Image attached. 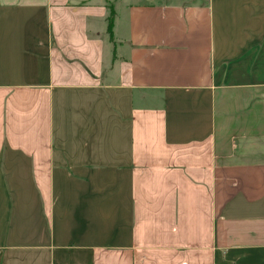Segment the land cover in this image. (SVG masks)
<instances>
[{
	"label": "crops",
	"instance_id": "obj_1",
	"mask_svg": "<svg viewBox=\"0 0 264 264\" xmlns=\"http://www.w3.org/2000/svg\"><path fill=\"white\" fill-rule=\"evenodd\" d=\"M0 264H264V0H0Z\"/></svg>",
	"mask_w": 264,
	"mask_h": 264
},
{
	"label": "trees",
	"instance_id": "obj_2",
	"mask_svg": "<svg viewBox=\"0 0 264 264\" xmlns=\"http://www.w3.org/2000/svg\"><path fill=\"white\" fill-rule=\"evenodd\" d=\"M112 18H113V13L111 14V17L108 20V33L111 36V28H112Z\"/></svg>",
	"mask_w": 264,
	"mask_h": 264
},
{
	"label": "rangeland",
	"instance_id": "obj_3",
	"mask_svg": "<svg viewBox=\"0 0 264 264\" xmlns=\"http://www.w3.org/2000/svg\"><path fill=\"white\" fill-rule=\"evenodd\" d=\"M185 1H188V2H190V3H191V2H192V1H194V0H185ZM185 3H186V2H185Z\"/></svg>",
	"mask_w": 264,
	"mask_h": 264
}]
</instances>
